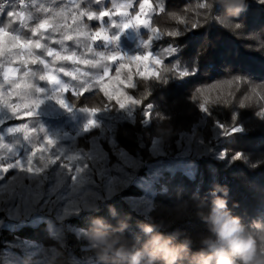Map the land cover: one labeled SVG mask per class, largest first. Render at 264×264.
Instances as JSON below:
<instances>
[{
	"label": "trees",
	"instance_id": "trees-1",
	"mask_svg": "<svg viewBox=\"0 0 264 264\" xmlns=\"http://www.w3.org/2000/svg\"><path fill=\"white\" fill-rule=\"evenodd\" d=\"M114 1L88 9L109 7L118 24L140 12L135 0H119L121 8ZM147 5L142 19L162 33L150 44L164 61L157 66L161 77L142 79L134 64L122 69L120 79L130 77L136 86L121 91L139 101L124 105L97 87L63 90L77 112L98 118L77 140L83 150L79 174L72 172L77 202L67 203L69 185L44 175L34 192L0 187V264H127L155 237L188 245L176 264H198L202 253H211L205 241L216 240L209 217L217 199L256 240L255 251H264V0H244L242 8L237 0ZM100 24L120 45L95 37ZM78 25L79 34L86 27L89 34L67 41L68 53L84 57L127 46L126 52L152 37L148 26L113 27L108 17L83 16ZM170 31L179 35L167 36ZM148 52L144 46L142 54ZM107 65L113 83L118 64ZM95 151L101 161H91ZM13 178L8 171L5 179ZM155 264L167 262L159 257Z\"/></svg>",
	"mask_w": 264,
	"mask_h": 264
},
{
	"label": "rangeland",
	"instance_id": "rangeland-1",
	"mask_svg": "<svg viewBox=\"0 0 264 264\" xmlns=\"http://www.w3.org/2000/svg\"><path fill=\"white\" fill-rule=\"evenodd\" d=\"M72 1L75 0H44L40 7L45 11H41L38 16H41L39 18L41 22L47 21L46 28L40 29V33L31 36L33 41L40 40L41 44L59 52L62 58L47 56L44 48L31 49L32 55L29 56L28 50L12 47L7 43V39L4 40L7 51L0 54V106H3L5 101L20 105L18 119H14L7 109L0 111V187L11 192L16 189H27L34 192L43 182L40 177L44 175L45 179L53 180L55 185L71 187L69 193L71 198L67 201V203L70 202V205L77 202L73 196L76 183L72 172L75 171V174L73 173L75 176L79 174V159L83 151L76 146L77 140L80 135L87 133L95 124L97 125L98 118L92 113L77 112L73 104L67 100L63 90L80 88V91H86L85 88L88 85L96 83L95 75L108 62V60L101 59L98 53L85 57L73 54L74 52L68 53L67 44L69 42L67 41L69 39H64V35L71 36L72 40H76L77 37H83L85 40L89 29L88 27L83 28L79 34V19L83 17L81 15L83 10L91 11L88 9V5L80 12ZM122 6L121 1H114V7L121 8ZM18 10V12H24L25 27H34L27 7ZM8 27L13 26L9 25ZM53 28H58L59 31L54 32ZM117 31L120 32V29ZM25 35L27 32L24 33ZM61 40L62 43L54 42ZM115 45L120 44L116 42ZM135 46H137L136 49H127L126 52L123 51L127 46L120 48L119 52L121 55H130L131 57L145 55L142 54L145 44L137 43ZM72 50L74 51L75 47H72ZM147 50L154 53L150 47H147ZM154 54L159 56L156 52ZM105 55H111V51ZM37 56H40L46 63L41 64L39 61L32 63L31 61ZM84 61H89V63H84ZM97 61H99V67L93 68L92 63ZM61 69L63 71H60ZM25 72H28L29 75L25 76ZM41 75L46 79L40 80ZM61 85L64 86L63 90H61ZM39 87H44L46 91L43 93L36 91ZM94 88L96 87H92L90 90ZM53 89H55L56 98L52 94ZM37 100H43V103L36 110L37 115L29 116L28 109ZM59 100H63L65 104L62 105ZM24 125L27 127H23ZM14 126H20V131H12ZM47 137L53 139L55 145H49ZM39 148L48 149L43 153L45 160L51 154L57 159L55 162L43 164L41 153L37 152L33 158L34 170H30L28 161L31 153ZM91 158L92 162H95L96 158L101 161L102 154L95 151ZM75 163H78L76 169L73 168ZM67 165H71V167L69 168ZM10 170L15 171L16 178L5 179ZM86 181L87 179H79V184L85 185ZM69 207L65 208V212Z\"/></svg>",
	"mask_w": 264,
	"mask_h": 264
},
{
	"label": "snow or ice",
	"instance_id": "snow-or-ice-1",
	"mask_svg": "<svg viewBox=\"0 0 264 264\" xmlns=\"http://www.w3.org/2000/svg\"><path fill=\"white\" fill-rule=\"evenodd\" d=\"M44 2V0H15V4L12 6V10L10 12H5V3L0 2V54H3L4 51H7V48L4 46V40L7 39V43L11 45L12 47H19L28 50L27 54L29 56L32 55L31 49L33 48H44L47 56H56V58H62L60 57L59 52L55 51L52 48H48L46 45L41 44L40 40L33 41L31 39V36L36 35L40 29H45L47 25V21L41 22L39 20L38 14L41 11H45V9H41L40 5ZM110 5L113 3V0H108ZM7 3V0H6ZM27 3V9L29 14L32 17V23L35 25L34 27L26 28L23 21L25 19L24 12L20 11L18 12L16 10V6L23 5ZM103 3V0H84L83 5H77L78 7H84L87 8L89 4H101ZM135 3L139 4L140 12L139 14L135 15L134 17H128V22L123 24H118L115 19H113V12L109 10L108 8H104L99 12L96 11H83L81 13L82 16L86 17L88 20H96L98 22H104V17H108L109 21L111 22L113 27H122L124 29H127L129 27H137L139 25L148 26L151 28L152 37H150L148 43L145 44V47H150L151 40L158 37L160 34H162L158 29L155 27H152L147 19H142V16L144 15L145 9L148 6L147 0H144L143 3L140 2V0H135ZM160 12H164V9L161 8ZM183 23V21H181ZM8 25H13V27L9 28ZM101 25V24H100ZM193 27H198V25L193 24ZM53 31H59L58 28H53ZM28 33V37L24 36V33ZM105 29L101 25L97 28V30L94 32L95 37H102V39L106 42L111 40L112 42H117L118 37H110L107 34H104ZM103 34V35H102ZM165 34V33H163ZM167 36L174 37L178 36L179 32H167ZM64 39L71 40L72 37L68 35H64ZM55 43H62L61 41H54ZM100 47V46H99ZM43 55V53H41ZM98 55L101 57V59L104 60H112L118 64V67L115 69L116 72V80L113 83H109V81H112V76L109 75V66L105 64L101 71L95 75V84L88 85L85 90H90L92 87H97L98 90L102 91L105 96H107L110 100H115L116 102L120 103L121 105H124L128 102H136L139 101H133V98L129 95H127L124 91H121V89L126 86L128 88H134L136 84L132 81V79L126 78L125 80L120 79V72L122 69L127 67L129 64H134L136 68L139 69V76L142 79H151V78H160V73L157 70V66L164 63L163 59L161 57L153 56L150 52L146 53L142 56H124L121 55V53L117 51H111V55H105V53L101 52L98 53ZM39 63L45 64L46 62L40 58V56H37L35 59H33L32 63ZM121 61H124L125 63H121ZM84 63H89V61H84ZM92 67L96 68L99 67V61L92 63ZM60 71H63L61 69ZM7 75V74H6ZM25 76L29 75L28 72L24 73ZM183 75V73H181ZM40 80H45V76L41 75L39 77ZM61 90H63V85L60 86ZM36 91H39L41 93L45 92L46 89L44 87H39L36 89ZM52 94L56 98L55 89L52 90ZM59 102L63 105L65 102L63 100H59ZM43 103V100H37L34 102L28 109V115H37V109L40 108V105ZM203 106L205 107V110H207L206 104L203 103ZM20 108V105L18 104H12L8 103L7 101L4 102L3 106H0V111H3L7 109L14 119H18V110ZM23 127H27V125H24ZM43 130V129H42ZM12 131H20V126H14ZM228 129L225 128V134H228ZM47 143L49 145H55V141L49 137H47ZM48 151L47 148H39L36 149V151H32L31 157L28 161L29 169H33V158L36 156L37 152L41 153V161L43 164H47L49 162H55L57 159L56 157H53L52 154L47 158V160L44 159L43 153ZM72 159V158H69ZM69 168L71 165H67ZM23 167V165H21ZM6 170V169H5Z\"/></svg>",
	"mask_w": 264,
	"mask_h": 264
},
{
	"label": "clouds",
	"instance_id": "clouds-1",
	"mask_svg": "<svg viewBox=\"0 0 264 264\" xmlns=\"http://www.w3.org/2000/svg\"><path fill=\"white\" fill-rule=\"evenodd\" d=\"M243 4L244 0H237L238 7L242 8ZM225 208L226 201L217 199L209 217L216 240L205 241L211 253H202L198 264H212L213 259L215 264H264V251H255L256 240L247 233L238 218L224 211ZM145 230L151 231V227ZM187 246H173L171 241L155 237L148 247L132 253L127 264H155L159 257H163L167 264H176Z\"/></svg>",
	"mask_w": 264,
	"mask_h": 264
},
{
	"label": "built area",
	"instance_id": "built-area-1",
	"mask_svg": "<svg viewBox=\"0 0 264 264\" xmlns=\"http://www.w3.org/2000/svg\"><path fill=\"white\" fill-rule=\"evenodd\" d=\"M0 2H4L5 3V10L11 6H13L15 4V0H7V3H6V0H0ZM19 8H24V7H27V3L23 4V5H18Z\"/></svg>",
	"mask_w": 264,
	"mask_h": 264
}]
</instances>
